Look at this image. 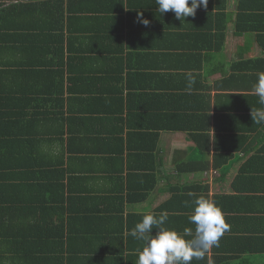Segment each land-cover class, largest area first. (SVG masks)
Here are the masks:
<instances>
[{
	"label": "crops",
	"instance_id": "crops-1",
	"mask_svg": "<svg viewBox=\"0 0 264 264\" xmlns=\"http://www.w3.org/2000/svg\"><path fill=\"white\" fill-rule=\"evenodd\" d=\"M41 1L43 68L32 69L35 51L18 41L37 24L23 4ZM68 2L0 0V38L16 48L0 62L27 70L2 85L32 98L23 109L0 105V140L14 153L40 140L47 155L43 206L35 202L43 264H134L144 246L135 225L167 212L164 227L194 232L201 197L230 228L191 264H264V123L251 117L264 107L252 92L264 72V0H208L184 21L155 0H91L86 12ZM141 90L147 107L132 101ZM200 147L208 156L196 165ZM12 165L25 168V157Z\"/></svg>",
	"mask_w": 264,
	"mask_h": 264
},
{
	"label": "trees",
	"instance_id": "trees-1",
	"mask_svg": "<svg viewBox=\"0 0 264 264\" xmlns=\"http://www.w3.org/2000/svg\"><path fill=\"white\" fill-rule=\"evenodd\" d=\"M70 1L68 4L73 6V9L77 10L78 8L77 11L79 12L88 11L92 3L91 0L88 2L87 0ZM23 9L25 12L31 13V17L33 14L35 15L33 22L37 24L33 23L30 27L24 26V33H21L22 35L18 41V44L22 45L18 49L32 53L35 51L37 64L36 60L35 62L30 61V65L25 64L27 68H43V55L39 53L43 52V23L39 24L38 22V19L43 20V1L25 2ZM5 30L6 28H0V32ZM54 41L52 40V42ZM4 43L8 44L9 41L5 40V37L0 38V53L15 52L16 48L6 47L3 45ZM7 64L9 67L4 70V66H7ZM7 64L4 65L0 62V72L4 70L0 73L3 74L0 78V105L2 107L9 106L23 109L25 102L27 103L32 99L29 97V89L14 90L15 86L7 89L6 84L3 86L2 82L6 83L5 77L10 72L19 76V74H15L17 70H27L23 69L22 62ZM19 77L23 78V75ZM131 97L137 105L147 107L149 104L146 100L148 97L143 94L142 90L133 92ZM3 127L4 122L0 119L1 137L6 135L7 132L6 126L3 134ZM191 127L193 128L194 125L191 124ZM200 148L201 152L192 156V160H195L196 165H200L199 157L205 158L208 156L207 149ZM12 150L14 148L11 147L10 141L5 138L0 140V264H43V253L48 251L43 250V238H48V236H43V210L35 208V202L43 206V196L40 193H43V161L47 158V155L43 153L40 140L29 152L14 153L11 152ZM20 156L25 157L26 165L25 168L18 171L13 169L12 163ZM200 169L202 168L198 166L193 170ZM181 188L188 190V187ZM27 193L28 197H24V194ZM37 193L41 196H37L35 200L34 197Z\"/></svg>",
	"mask_w": 264,
	"mask_h": 264
},
{
	"label": "clouds",
	"instance_id": "clouds-1",
	"mask_svg": "<svg viewBox=\"0 0 264 264\" xmlns=\"http://www.w3.org/2000/svg\"><path fill=\"white\" fill-rule=\"evenodd\" d=\"M155 3L161 14L172 11L177 20L184 21L187 17L195 16L201 5L207 8L208 0H191L190 5L189 0H155ZM138 22L144 26L150 23L143 18L142 12L138 13ZM252 92L258 97L257 103L264 106V72L257 74ZM251 117L255 124L264 123V107L252 108ZM167 219V212L159 217L146 214L131 230L132 237L144 242L134 264H191L194 258L202 259L213 246H219L220 238L230 228L222 209L215 201L204 197L193 201L189 221L195 225L194 232L191 227H185L182 233L166 228Z\"/></svg>",
	"mask_w": 264,
	"mask_h": 264
}]
</instances>
